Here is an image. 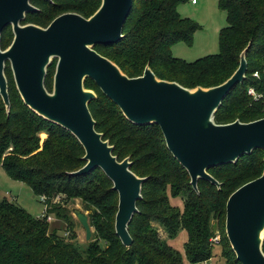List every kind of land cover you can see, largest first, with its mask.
<instances>
[{
	"label": "trees",
	"instance_id": "1",
	"mask_svg": "<svg viewBox=\"0 0 264 264\" xmlns=\"http://www.w3.org/2000/svg\"><path fill=\"white\" fill-rule=\"evenodd\" d=\"M41 1L52 6V15L48 18L36 6L39 11L27 14L24 25L29 22L46 28L62 14L54 5L59 0ZM188 1L134 0L123 40L113 46H96L95 50L129 78L142 76L149 66L158 79L194 90L216 87L228 80L240 65L241 53L250 46L246 80L230 92L214 120L224 125L264 118L262 102L248 94L250 87L264 93V0H217L219 9L226 13V25L219 35L220 52L191 63L172 56V48L179 43L191 45L198 30L194 22L178 11ZM100 6L99 0H87L68 12L89 19ZM7 30L3 34V49L13 41L12 35H6ZM55 68L52 64L46 77L50 92ZM255 73L259 78L254 77ZM6 77L11 109L7 113L0 97V167L12 180L27 184L35 196H45L47 215L61 218L67 227V206L53 198L59 194L66 197V203L80 200L99 237L83 247L75 237L52 230L47 218H36L5 198L0 200V264H184L183 256L171 245L181 230L187 234L185 256L190 264L213 259L212 240L217 236L213 222L224 226L229 197L262 175L264 157L256 154L262 150L242 157L236 164L211 169L209 173L221 188L200 180L197 193L190 185L187 171L169 152L159 126L128 122L120 109L87 79L85 88L98 96L89 104L96 130L114 146V155L120 161L130 157L131 170L147 178L138 212L129 226L133 246L127 248L115 231L118 194L112 182L100 169L85 176H71L86 164L83 147L68 131L45 121L24 104L9 65ZM44 132L48 137L41 145L40 135ZM225 167L231 170L223 172ZM170 196L183 200V210L171 205ZM159 228L166 238L160 237ZM101 241L106 243L105 248ZM221 256L231 264L226 252ZM234 264L240 263L235 259Z\"/></svg>",
	"mask_w": 264,
	"mask_h": 264
},
{
	"label": "water",
	"instance_id": "2",
	"mask_svg": "<svg viewBox=\"0 0 264 264\" xmlns=\"http://www.w3.org/2000/svg\"><path fill=\"white\" fill-rule=\"evenodd\" d=\"M32 2L0 0V97L9 113V65L24 104L45 121L68 131L83 147L86 164L70 175L80 177L100 169L112 182L118 194L115 231L125 247L133 246L129 226L138 212L147 178L131 170L130 157L120 161L114 155V146L96 130L89 104L98 96L85 88L87 79L120 109L128 122L159 126L169 152L187 171L197 193L200 180L221 188L209 173L211 169L236 164L256 150L264 152V118L224 125L214 120L230 92L246 80L250 46L241 53L234 74L216 87L187 89L158 79L149 66L142 76L129 78L95 47L113 46L123 40L134 0H102L89 19L67 13L46 28L23 24L27 14L39 11ZM9 27L13 41L3 49V34ZM54 61L50 92L46 77ZM71 212L85 231V240L90 242L93 232L88 213L76 207ZM226 235L240 264H264V170L259 178L229 197Z\"/></svg>",
	"mask_w": 264,
	"mask_h": 264
},
{
	"label": "rangeland",
	"instance_id": "3",
	"mask_svg": "<svg viewBox=\"0 0 264 264\" xmlns=\"http://www.w3.org/2000/svg\"><path fill=\"white\" fill-rule=\"evenodd\" d=\"M86 2L87 0H59L58 5L57 3H54V5L62 10L61 15H63L69 13L68 11L71 10L72 6L77 4H86ZM99 2L102 3V0H99ZM198 2V5L193 6L189 0L184 4H181L178 8V11L183 18L189 19L198 27V30L193 36L191 45L179 43L172 48V56L174 58H178L189 63L195 62L207 56L217 55L220 52V30L226 25V13L219 9L217 0H199ZM43 4V1L38 0L34 5L43 11V15H46L49 18L52 15V6ZM35 19L38 20L37 17ZM26 24L32 23L28 22ZM6 35L8 37L11 35L13 36L11 27L8 28ZM52 64H55L56 66V61H54ZM42 134H45V136H42ZM42 134L40 135L41 145L48 137L47 133L44 132ZM256 154L258 157H264V152H257ZM222 170L223 172H226V170L228 171L231 169L225 167L222 168ZM5 198L16 202L17 205L24 208L29 214L36 218L41 217L45 209V206L41 202L40 198L34 195L33 191L27 184L12 180L4 171V169L0 167V200H4ZM53 200L56 203L58 202L67 206L70 224L67 227V224L64 220L52 215L53 221L50 224L52 230L59 229V234L64 235L65 237H75L77 242H79V244L83 247H86L91 241L99 237L96 229L92 228V240L90 242L85 240V231L71 212L72 208L75 207L82 209L80 200L66 203V197L59 194L54 197ZM169 200L172 206L179 210H183L184 206L183 200L181 198L170 196ZM217 223L218 222L216 221L213 222L217 237L219 238L217 242H213L215 244L213 250V254L215 256L208 263L198 264H227L226 259L221 256L223 251L228 254L230 263L234 264L236 256L232 251L231 245L226 235V222L224 223V226H218ZM159 234L161 238H166L165 232L162 228H159ZM186 242V231L181 230L176 239L171 241V245L183 256L184 264H190L185 256ZM100 243L103 248L106 247V243L104 241H101Z\"/></svg>",
	"mask_w": 264,
	"mask_h": 264
},
{
	"label": "built area",
	"instance_id": "4",
	"mask_svg": "<svg viewBox=\"0 0 264 264\" xmlns=\"http://www.w3.org/2000/svg\"><path fill=\"white\" fill-rule=\"evenodd\" d=\"M198 1H199V0H190L191 4H192L193 6L197 5V4H198ZM254 77L259 78L258 73H255V74H254ZM248 94H249L252 98H254L255 101L262 102V104H263V106H264V93H259L255 88L250 87L249 90H248ZM40 200H41V202H42V203L44 204V206H45V209H44V212H43L41 218H47V222H49V223L51 224V222L53 221V217H52V215H47V213H48V209H49V206H48V204H47V198H46L45 196H41V197H40ZM218 239H219V238H218L217 236H215V237L213 238L212 241H213V242H215V241L217 242Z\"/></svg>",
	"mask_w": 264,
	"mask_h": 264
},
{
	"label": "flooded vegetation",
	"instance_id": "5",
	"mask_svg": "<svg viewBox=\"0 0 264 264\" xmlns=\"http://www.w3.org/2000/svg\"><path fill=\"white\" fill-rule=\"evenodd\" d=\"M34 1V0H33ZM32 4H33V2H32ZM34 5V4H33ZM35 6V5H34Z\"/></svg>",
	"mask_w": 264,
	"mask_h": 264
},
{
	"label": "crops",
	"instance_id": "6",
	"mask_svg": "<svg viewBox=\"0 0 264 264\" xmlns=\"http://www.w3.org/2000/svg\"><path fill=\"white\" fill-rule=\"evenodd\" d=\"M198 4H199V2H198ZM198 4H197V5H198ZM195 6H196V5H195Z\"/></svg>",
	"mask_w": 264,
	"mask_h": 264
}]
</instances>
